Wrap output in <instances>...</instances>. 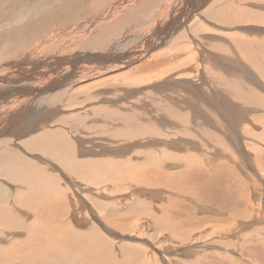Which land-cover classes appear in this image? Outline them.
Returning a JSON list of instances; mask_svg holds the SVG:
<instances>
[{
	"label": "bare ground",
	"instance_id": "obj_1",
	"mask_svg": "<svg viewBox=\"0 0 264 264\" xmlns=\"http://www.w3.org/2000/svg\"><path fill=\"white\" fill-rule=\"evenodd\" d=\"M111 1L88 0L95 15L83 24L71 23L39 40L40 49L35 52L53 43L62 47L66 46L64 42L84 43L95 37L96 26L121 21L124 12L138 0L111 3L105 14L104 6ZM143 3L152 7L135 21L132 32V28L122 29L103 44L88 45V50L85 46L79 51L72 47L69 54L48 57L34 53V57L17 64L2 66L0 264H148L153 254L146 256L141 246L145 257H150L144 261L141 248L132 242L137 237L128 233L134 226L129 213L147 215L154 221L151 224L155 230L168 232L166 240L170 242L174 237L186 244L190 239H204L205 235L193 238L190 230L177 226L175 220L171 222L163 211L160 214L149 209L152 202L139 194L159 192L154 186L144 187L156 181H147V174L133 173L140 166L151 168L153 173L161 170L169 184L188 169L195 175L200 168H208L211 160L221 161L213 158L223 156L220 148L212 155L188 151L189 142L184 143L182 138L190 141L202 135L212 141H206V145L217 138L215 142L225 151L229 150L227 134L218 132L229 127V139H235L236 148L245 144L252 149L254 167L264 180L263 147L248 144L236 131L248 122L253 127L245 130L246 138L264 144V0ZM130 39H136L134 45L128 43ZM125 43L128 45L123 47ZM162 44L167 46L150 54ZM176 57L179 61L175 63ZM46 61L50 62L48 73L25 70ZM207 80L213 87L203 89V85L208 86ZM131 149L138 151L130 154ZM229 159L233 163L237 160L235 155ZM124 181L138 189L131 191L138 195L126 207L114 202L118 196L114 192L127 189L119 187ZM142 183L143 190L138 186ZM129 194L120 193L126 197ZM172 197H166L169 203L176 202ZM257 205L263 215L264 204L261 201ZM220 243L199 242L190 249L182 248V252L179 248L168 253L180 251L191 256L196 248L206 246L219 253L224 250ZM225 245L226 251L232 247L230 243ZM157 248L162 249V245ZM219 254L227 258V254ZM242 256L250 259L249 263L255 262L252 254ZM232 261L249 264L240 257Z\"/></svg>",
	"mask_w": 264,
	"mask_h": 264
},
{
	"label": "rangeland",
	"instance_id": "obj_2",
	"mask_svg": "<svg viewBox=\"0 0 264 264\" xmlns=\"http://www.w3.org/2000/svg\"><path fill=\"white\" fill-rule=\"evenodd\" d=\"M99 1H101V0H99ZM122 1L123 0H113V1L109 2V4L107 3L104 6L105 14L108 10V7H110L111 3H115V4L117 3L118 4L119 2H122ZM143 1L144 0H138L137 2H135L133 4L134 7L132 5L129 10L127 9L126 12H124L125 14H124V17L121 21H119V19L115 20L112 25H108V26L102 25L101 26L102 28H100V25L96 26V29H95L94 34H93L95 37L85 41L84 43H80V44L76 45L79 42H77V41L71 42V43L64 42L62 44L66 45V46H63V47L60 46L61 44H54L53 43V46H50L48 48L46 47L47 49H43V51H41L40 53L39 52L37 53V52H35L37 50V48L40 49V45H38V43L40 42L39 40H41V39H42L41 41L46 40L45 38H48V37L55 34L54 31L60 30L61 28H65L67 25H69L71 23H75L77 21H80V23L83 24L84 21H87V19H89V18H91V16L95 15V11L92 9V7H89L88 0H83V2H81V3H78V0H0V65H1L0 70H1L2 66H4V65L17 64L18 62L22 61L24 58L34 57V55L35 56L40 55L41 57H48V56H51V54H54L56 56H60V55H63L65 53L69 54L70 50H73V48H76V50H78V49L80 50V47L85 46L87 49L88 45H94V42L96 43V45H99L101 43L103 44V43H105V41L107 42L109 38L113 37L115 34H118L117 32L121 31L122 29L126 30V29L132 28L131 29V32H132L133 29L136 28L135 21L137 19L139 20V18L142 17L143 15H145L147 13V11L152 7L151 6L148 8L147 5H145L143 3ZM138 6H139V8H138ZM127 11H129V12H127ZM104 35H106V36H104ZM132 40H134V41H132ZM135 42H136V39H130L128 41L129 44H132V43L135 44ZM128 43H125L123 45V47H126L128 45ZM30 44H32V45H30ZM134 44H132V45H134ZM166 46H167V44L166 45L162 44L161 46L155 48V50H153V51L151 50L150 54L156 53V52L160 51L161 49H163V47H166ZM34 47H36V48H34ZM60 50L63 52H61ZM75 52H77V51H75ZM178 61H179V58L176 57L174 59V62L176 63ZM62 62L64 63L63 60H62ZM168 63H165V65ZM162 66H164V64ZM190 67H193V66H190ZM49 69H50V62L46 61L43 64H41L40 66L29 65L28 67H26L25 70L26 71H46L45 73H48ZM187 71H188V73L190 72L189 68L187 69ZM257 80L260 83H263V81L259 77ZM206 84L208 86L203 85V89H208V88L213 87L212 84L208 80L206 81ZM255 86L258 88L257 85H255ZM261 91H262L261 93L264 97V90L261 89ZM24 98H26V97H24ZM80 106H82V105H80ZM238 111L240 112L241 108H239ZM73 112H75V111H73ZM199 117H203V116L199 113ZM199 120H200V122H202V119H199ZM253 124L258 125L254 122H253ZM243 127H245V128H241V129L236 130L238 132L237 134L240 135V137H242L243 140L249 141L248 144L260 145L261 146L260 149H262V147L264 149L263 143L255 141V140H251L249 138H246L247 135L245 136V130H247L248 128H252L253 126H251L248 122H244ZM229 129H230L229 127L222 128V129H220L221 131H219V132L216 130L219 134L220 133L221 134H223V133L227 134L226 138H228L227 140H229V141H228V143H225V144L227 146V149H229V150H225L226 152L224 151V149L221 146H218L217 142H215V140L217 138L215 140L213 139V143L211 145H206L212 141L207 140L206 137H204L202 135H199L200 137L195 135L196 137L194 138V140L192 138H189V139H191L190 141H192V142H190L186 138H182L184 143L189 142V144H186V145H188V148H189L188 151L197 152V153H206L207 152V153H209V155H212V153H216L217 150H218L217 152H219V148L223 151L222 157H219V158L213 157V158H217L221 161H214L213 162V160H211L212 162H210L211 164H209L208 168H205V169L200 168L199 171L197 170L195 172V175L192 172H190L192 174H189V172H188L189 169H188L187 171L183 172L184 177L181 176V178H177L178 181H175V183L172 181H169L170 183L168 184L167 180L163 179V174H162L161 170H158L156 173H153L150 171L151 168L147 169L146 166H144V167L140 166L137 169H135V171L133 172V173L147 174L148 175L147 181H149V180L151 182H154V180L156 181V183L155 182L153 183L154 185L149 184V185H144V187H146V188L151 187L152 188L154 186V188L157 189V191H159V192H157L154 195L153 194L149 195V193H148L149 196L144 195V194H139L141 197L143 196L142 198L147 199V200L152 202V205L149 209H151V210L155 209V211L157 213H160L163 211L162 214H164V213L168 214V216L171 217L170 218V220H172L171 222H173L175 220V222H173V223L178 224L177 226H181V227L185 226L184 229L190 230L191 231L190 233H191L193 238L195 236L196 237L197 236L202 237L205 235L204 239L203 238L197 239V240L196 239H190V241H188L187 244L184 242L180 243L181 242L180 239L175 240L174 239L175 237H174L173 239H171L174 242V243H172V241L170 242L169 240H166L167 237L170 236L168 234V232L164 231V230H162V231L161 230H155L154 226H153L154 221L152 219H147L148 218L147 215H144L143 213H141V214H143L144 216L143 215H136L135 213L134 214L129 213L128 215L130 217H132V218L129 217L130 221L133 219L132 220L133 223L131 222V224L132 225L134 224V226L133 227L131 226V231H128V233L131 232L132 234H134L135 237H137L132 242L135 244H138L135 247H139L138 249L141 248L140 254L142 256H144V258L141 256L144 259V261H149V259H150V257H148L149 259H147L145 257V255L150 256L151 254H153L152 255L153 258H151L150 260L153 259L154 261L152 260L153 262L150 261L149 263H155V264H193V263H195V264H219V263L220 264H226V263L227 264H234L232 261V258H234V257L235 258L240 257V259L242 261L244 259L246 262L249 263L250 259L247 260L242 255L252 254V255H254L253 259L255 262H251L249 264H264V214L263 215L260 214V212L262 211L261 210L262 208L260 210H257V206H258L257 202L261 203V201H262V203L264 204V180L261 179V177H260L261 175L258 174L256 167H254L255 166L254 163L256 161L255 162L253 161V154L254 153H253L252 149L249 148V145L245 146V144L243 146H241L240 148H236L234 143H233V140H235V139H229V136H230L229 131H232L231 129L230 130ZM243 133H244V135H243ZM198 138H199V140L201 138L203 140L201 139V141H199ZM206 141H209V142H206ZM196 142H198V143H196ZM191 143H193L195 146H193ZM190 146L191 147L193 146V147L190 148ZM166 147L169 150L167 144H166ZM232 147H233V150H232ZM241 148H242V151H241ZM161 149H163V148L161 147ZM135 151L137 152L138 150L134 149L132 151V149H131L130 154H132V152H135ZM233 151H235V152H233ZM232 155H235V157L237 159L235 163H233L229 159ZM254 156H255V154H254ZM226 160L228 161L227 165L225 163ZM230 171L233 174H231ZM236 175L238 176L237 178H236ZM155 177H157V178H155ZM188 177L190 179H188ZM192 177H194V178H192ZM151 178H152V180H151ZM184 178H186L187 180ZM179 179H181V180L179 181ZM182 179H183V181H182ZM234 179H235V182L233 181ZM144 181H146V179ZM161 183L165 187L160 185ZM167 184H168V186H166ZM121 185H123V186H119V187H122L123 190H124V187L127 188L124 192H126V191L130 192L129 197H126L125 195H120V193L121 194L124 193L123 191L122 192H114L116 194L118 193V196L116 195V197H115L116 199L114 198V202H116L120 206L126 207L129 202L133 201V199H134L133 197H135V195H138V194L132 195L133 193L131 192L132 190L137 189V187H136V185L129 186L127 183H125V181ZM142 185H143V183L141 185L140 184L138 185L139 189H141V190H143V188H144ZM169 185L171 187H169ZM172 185H173V187H172ZM231 188H235V190H237V191L235 193H230L229 189H231ZM243 189H244V191H243ZM166 197L169 200L172 197L173 199L176 200V202L173 201L172 203H169V201ZM249 197H250V199H249ZM118 198H120V200ZM121 199H122V201H121ZM127 199H129V200L127 201ZM124 200H126V201H124ZM164 201H166V203ZM163 202H164V204H163ZM153 203H155V204H153ZM168 204H169V206H168ZM208 206H210V207H208ZM167 212H170V213H167ZM233 212H235L236 214ZM246 213L249 215H247ZM243 214L244 215L246 214V215L244 216ZM251 214H252V217L250 216ZM239 215H241V216H239ZM133 216H135V217H133ZM246 217H248V218L246 219ZM237 218L239 221L237 220ZM240 218L241 219L243 218V220H241ZM251 218H252V220H251ZM176 220H178V221H176ZM256 220H258V221H256ZM148 222L150 224H148ZM230 222L231 223L233 222L232 225H230L231 224ZM143 226H145V227L143 228ZM149 226H151V227H149ZM196 227H197V229H196ZM220 230H222V231H220ZM223 233H225V234H223ZM247 233L250 235H247ZM174 235H175V233H174ZM178 235H179V233H178ZM175 236H177V235H175ZM168 239H169V237H168ZM247 239L250 242H248ZM243 240L246 242H244ZM157 241H158V243H157ZM167 241L170 243H168ZM178 241H179V243H178ZM213 241L221 242L220 245H223L222 248H224V250L222 252H219V253H224L225 255L227 254V258H225L221 254H219L217 252V250H211L210 249V251H211L210 252L209 250L205 249V248H207V246L201 247V249H199V248L195 249L194 248L196 253H193L194 255L191 254V256L189 254L181 253L183 251V249L184 250L186 248L190 249V247H192V245H194V243L195 244H197L199 242L209 243V242H213ZM140 243L141 244L143 243V244L140 245ZM228 243L232 244V247H230L231 248L230 250L226 251L224 245L225 244L228 245ZM160 244L162 245V249L157 248V247H160ZM170 245H171V247H170ZM177 245L179 246L178 248H177ZM141 246L144 248V250L142 249ZM179 248L181 249V252L175 251V252L168 253L169 249L173 251L175 249L178 250ZM204 249L206 250L207 253L209 251L208 254H210V255H208V257H205L207 255H204V254H206V252L205 253L203 252ZM141 250L144 251L145 255ZM196 250H199V251H196ZM200 251L203 252L204 254L201 253ZM212 251H214V252H212ZM219 251H221V250H219ZM167 256H169V258ZM178 256H180V257H178ZM135 257H138V256H135ZM196 257H198V258H196ZM165 260L167 263L164 262ZM169 260L171 261L170 263H168ZM187 260H189V261H187ZM226 260H228V261L226 262Z\"/></svg>",
	"mask_w": 264,
	"mask_h": 264
}]
</instances>
